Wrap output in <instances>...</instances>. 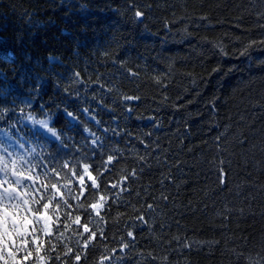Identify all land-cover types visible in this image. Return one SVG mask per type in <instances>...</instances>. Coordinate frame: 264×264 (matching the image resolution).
Masks as SVG:
<instances>
[{
	"label": "trees",
	"instance_id": "obj_1",
	"mask_svg": "<svg viewBox=\"0 0 264 264\" xmlns=\"http://www.w3.org/2000/svg\"><path fill=\"white\" fill-rule=\"evenodd\" d=\"M25 97L61 109L60 154L81 161L80 243L49 264H242L231 249L264 245V0H0L5 126Z\"/></svg>",
	"mask_w": 264,
	"mask_h": 264
},
{
	"label": "clouds",
	"instance_id": "obj_2",
	"mask_svg": "<svg viewBox=\"0 0 264 264\" xmlns=\"http://www.w3.org/2000/svg\"><path fill=\"white\" fill-rule=\"evenodd\" d=\"M38 82L42 80L38 78ZM36 103L35 99L23 98L15 109L18 115L7 120L6 126L4 121L12 109L0 105V242L7 241L22 254L31 250L34 258L28 264H49L53 252L56 260L61 258V245L65 255L69 242L80 243L73 228L76 216L65 209L72 207L69 198L80 199L72 185L81 161L60 154L68 139L62 130L63 121L57 119L61 109L50 110L41 104L36 110ZM63 112L66 118L74 119L71 110L64 108ZM75 207L85 209L86 204L78 202ZM61 214L63 230L56 227ZM230 251L242 259V264H264V245Z\"/></svg>",
	"mask_w": 264,
	"mask_h": 264
},
{
	"label": "snow or ice",
	"instance_id": "obj_3",
	"mask_svg": "<svg viewBox=\"0 0 264 264\" xmlns=\"http://www.w3.org/2000/svg\"><path fill=\"white\" fill-rule=\"evenodd\" d=\"M143 13L140 11H137L135 13L136 17H142ZM126 100H131V99H135V97H125ZM93 143H96L95 138L92 140ZM113 157L109 156L108 157V162H112ZM84 168V174L81 175L79 177V181H80V185L83 188L84 187V176L86 175L88 180L91 181V184L89 185V187L91 189H96L98 190L100 188V185L97 183V176L100 175V173H97V176H93L92 173L89 171V165L85 164L83 165ZM134 174V173H133ZM119 186V182H117L116 184H113L111 187L112 188H117ZM78 196L83 195V192L77 194ZM85 199H92L91 195L89 194L88 196L85 197ZM106 202V198L104 195H100L97 199L95 203H91L88 205V207H90L91 209L96 211V214L99 215V211L101 208L104 207V204ZM149 207L151 208L152 206L149 205ZM80 210V209H77ZM85 211L87 212V208H85ZM138 219H143L142 217H138ZM74 223L76 224H80V217L76 216ZM81 227H83V232H80L79 235L81 237L84 236L85 233H89V228L87 227V224H83L80 225ZM103 230L101 229V232ZM95 233H91L85 240H84V245L87 246L88 244H90L92 242L93 237L95 236ZM133 235V233L131 231H129L127 233V236L131 237ZM123 247L127 248L128 245L124 244ZM40 250V244L37 241V251ZM81 251H83V249H81ZM69 252H72V249L69 248ZM20 253V249H15L14 246H8V242L7 241H3L0 242V262H2V264H28L29 260H32L33 257V253L32 251H27L25 254H23L22 257H20L18 254ZM68 253H66L65 255H67ZM75 259L77 261H79L80 259V255L79 254H75Z\"/></svg>",
	"mask_w": 264,
	"mask_h": 264
}]
</instances>
